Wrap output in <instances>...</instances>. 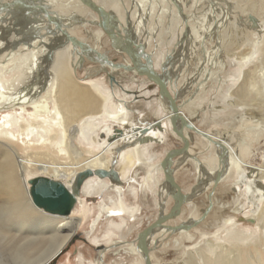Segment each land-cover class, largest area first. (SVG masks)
Segmentation results:
<instances>
[{
    "label": "bare ground",
    "instance_id": "6f19581e",
    "mask_svg": "<svg viewBox=\"0 0 264 264\" xmlns=\"http://www.w3.org/2000/svg\"><path fill=\"white\" fill-rule=\"evenodd\" d=\"M112 1L133 4L126 11L127 21L125 13L119 16L108 10L119 19L118 23L110 22L112 27L108 28L121 32V37L117 31L113 36L109 35L113 45L126 52L124 46L130 41L125 36L128 33L127 30L125 33V27L132 26L135 55L142 63H145L146 56L150 57L153 68L166 81L177 101L181 94L188 93L182 88V93L180 89L174 93L170 84L174 86L175 81L171 83L166 79H172L166 70V65L172 62L171 55H167L168 59L164 56V73H161L156 68L161 52L147 51L145 47L149 46L153 35L161 37L162 31L171 34L177 25L175 22L179 23V15L185 21L191 18L190 42L196 36L197 48L201 47L205 53L199 56L200 72L198 74L196 69L195 75H198L193 78L194 83L191 82L192 89L195 87L191 90V93L194 92L192 95L205 81L212 79L214 72L223 73L236 66L232 74L226 77L219 75L222 84H229L226 85L228 101L214 103L217 109L215 117L220 119L218 124L221 128L210 131L197 126L194 116L199 115L204 107L197 108L192 116L186 114L182 107L188 99L181 104L178 101L181 114L206 133L191 129L181 120L177 123L190 140L188 153L180 154L177 162H194L197 169V184L191 188V204L198 202L203 195L205 198L204 208L191 220L195 224L215 214V220L210 225L217 228L215 240L210 239L195 252L190 251L182 262L264 264V162L256 164L253 161L254 150L264 138V0ZM82 3L81 0H0V7H10L6 16L3 13V17L0 15V264H50L85 222L89 227L87 234H92L96 243L102 239L115 241L112 239L116 235L123 240L128 234L125 227L132 229L129 215L138 210V206L129 205L125 196V190L136 194L137 188L130 181L134 178V170L138 164L146 162L150 147L164 139V135L157 133L163 130L165 121L179 136L170 121L172 110L169 109L168 99L160 94L167 108L165 113L137 116L134 110L138 104L125 100L129 96L128 87L121 91L117 89L116 84H120L117 79L111 83L110 75L117 69L126 74L127 71L140 74L129 53L126 52L128 62H117L108 52L96 50L88 36L79 35L73 31L75 28L72 31L67 29L68 24L99 23L100 18L106 24L104 16L96 13L94 17L90 10L92 7ZM188 3L194 9L191 16H187L185 11ZM54 6L73 7L75 11L76 7L86 8L91 18L86 14L68 15L67 8L59 12ZM29 7L41 8L46 17L35 10L29 13ZM155 9L158 10L154 12ZM199 20L203 22L197 37L198 34L192 35V22ZM152 22L156 25H150ZM135 30L143 34L141 48L145 60L139 55L140 49L135 47L139 40ZM75 37L79 39L80 46L73 44ZM206 39L207 45L204 42ZM197 48L196 51L199 50ZM93 53H96L95 57ZM89 62L97 64L86 66ZM108 65L112 70L108 69ZM81 68L87 72L84 77L79 76ZM103 69L109 74L95 77ZM173 71L169 69L170 73ZM209 110H204L205 115H211ZM157 120H161L162 128L156 125ZM115 125L120 127L119 134L114 132ZM197 142L203 147L194 151L192 146ZM68 158L71 160L68 161ZM112 167L119 172L121 182L109 177L88 178L69 215L47 212L32 199L29 180L33 177L48 176L72 189L80 172ZM159 167L157 170L163 171L161 162ZM153 176L152 173L147 176L145 186ZM164 179L163 187L157 191V199L163 207L161 209L168 212L175 203V196L169 182ZM226 188L233 191L231 202L223 199ZM100 193L103 199L96 207H90L83 197L84 194ZM116 216H119L118 221ZM241 216L248 220L247 224L237 222ZM103 217L107 227L105 234L99 236L94 233ZM225 231L229 234L223 236L221 232ZM167 235L165 229L157 238L152 236L149 244L163 243L168 239ZM129 250L133 254L142 253L137 241L130 243ZM151 260L153 264H159L152 249Z\"/></svg>",
    "mask_w": 264,
    "mask_h": 264
},
{
    "label": "rangeland",
    "instance_id": "374dc122",
    "mask_svg": "<svg viewBox=\"0 0 264 264\" xmlns=\"http://www.w3.org/2000/svg\"><path fill=\"white\" fill-rule=\"evenodd\" d=\"M96 1L98 3H102L101 5H103L105 9L114 11L117 14H119V16H120V14L124 15V13H125L124 17H125L126 21L128 19V14L126 11L131 9L133 6V4L128 2V1H126V2L124 1L123 3H119L120 1H118L117 2L118 4L112 0L111 1L110 0H96ZM82 5L85 6L87 4H85L83 2ZM124 7H126V10H124ZM0 8L2 9V11L0 9V15L3 17L4 15L5 16L7 15L10 7L8 8L6 5L5 6L1 5ZM29 8L30 9H27V10H29L28 12L31 14L34 13L33 12L34 10L39 11L40 15L42 14L41 11H43V10H40L41 8L39 10H36V8H31V7H29ZM66 8L68 10L67 11L68 15H77V14L78 15L81 14L82 16L83 15L84 16L89 15V12L86 10V8L82 9L81 7L80 8L76 7V11H75V9L73 7H65L64 8V7L54 6V9L58 10L59 12L65 11ZM90 10L93 12L94 17H95L97 12L94 11L92 8H90ZM157 10L158 9H155L154 12H156ZM192 10L194 11V9H192V7H191V4H189L188 7L185 8V11H187L186 15L191 16V13L193 12ZM4 11H5V13H4ZM41 16H44V15L42 14ZM97 16H98V14H97ZM44 17H46V16H44ZM86 17L91 18L90 15L86 16ZM179 18L182 20H179ZM179 18L177 20L179 23L175 22V24H177V25H175L174 29L171 30L172 31L171 34L170 33L165 34V32L162 31L161 35H163V36H161V37L158 36V34L153 35L154 38H152V40L149 41V43H148L149 46L145 47L146 48L145 50L153 51V52H159V51L161 52V53H159L158 66L156 67L157 70L161 73H164V65H163L164 56H166L165 58L168 59L167 55L168 56L171 55L170 60L172 62L170 64H168V66L166 65L167 74L169 76H171V78H172V79H170V77H169V79H168V77H166L167 81L171 82V83H173L174 81L176 82V83L174 82V86L172 84H170L171 89H173L174 93L175 92L177 93L179 91V89L181 90V88H182L184 92L186 90V92L188 93L184 96L181 94L180 95L181 97L179 96V98H178V101L180 104H181V101L188 99L187 102L185 101L184 104L182 105L183 110L186 112V114H189V115L192 114V116H194L195 115L194 112L197 110V108H201V107H204V110L210 109L209 112L212 111L213 113L210 112L209 114H211V115H208V114L205 115L204 110H202V108H201L200 114L195 115L194 120H195V123L197 124V126L201 127L202 129L213 131L219 127L220 128L222 127L220 124H218L220 122V119H217L215 117L217 109H216L214 103L222 104V103L228 101V99H227L228 98L227 86L229 84L226 83L227 86L225 84H222V82H220V80H219L220 79L219 75L226 77L229 74H232L233 70L236 69V66L231 67V69L228 70L230 72H228V71H224L223 73L222 72H214L212 79L205 81L206 83L197 89L196 94L192 95L194 92L191 93V90L193 91V89H195L194 86H193V89L191 87L193 85L192 83H194L193 78H195L200 72V69H199V67L201 65L200 64V62H201L200 57L202 56V54L204 52V49H201V47L197 48L196 38H195L196 36H194V35L198 34L197 37H199L200 34L198 32H200L199 30L202 29L201 23L203 22V20L201 22H200V20L197 22L196 21L192 22L194 25L192 27V29H194L192 32V35L194 37L192 38V40L190 42L191 31H189V27L191 30V18H188L189 20H186V21L183 20L184 18L180 15H179ZM64 21H68V20H64ZM110 22L113 23V19H110ZM198 22H200V23L198 24ZM6 23L4 22L5 25H7ZM184 24H185V26H184ZM150 25H156V23L152 22ZM197 25H198V28H197ZM66 26H68L67 29L69 28L71 31L73 30V28H75L73 31H76L79 35H82V36L84 35L86 37L88 36L89 40H93L91 42V45L96 50H98L99 52L100 51L101 52L102 51L108 52L109 56H112L115 59V61L123 62V63H126L129 61L128 54L125 51H122L121 49H118L116 46L113 45L109 34L105 31L104 28H102L99 25V23H93V22H89V23L79 22L78 23L77 22L74 24H72V23L68 24ZM42 30L44 31V29H42ZM187 30L190 33L187 32ZM115 31H117L116 28H115ZM117 32L119 33V31H117ZM135 32L137 35H139L137 37L139 39L137 41L138 46L135 45V47L140 49L141 54L139 53V55L141 56V58L143 60H145V56L142 53L143 49L141 48V42H142L143 34H138L139 32H137L136 30H135ZM171 36H172V38H171ZM178 36L180 37V39ZM95 37H99V39L97 40ZM109 38H110V41H109ZM184 38H185V40H184ZM187 38H188V40L186 42ZM204 42L207 45V39L204 40ZM180 44H181V47H180ZM158 45H160V48L158 47ZM96 47L97 48L99 47L100 49H97ZM194 47H196L199 50L196 51L195 50L196 48H194ZM184 48H186V50ZM202 48H203V46H202ZM87 49H90V48H87ZM172 51L173 52L175 51L176 53L175 52L173 53ZM96 53L95 54L93 53L94 57H95ZM177 58H180V59H177ZM88 61H90V60H88ZM174 61H176V62H174ZM92 64L95 65L97 63L89 62L85 65L90 66ZM111 68L112 67L111 66L109 67V65H108V69L112 70ZM169 69H173L174 70L173 73H170ZM196 69L198 70L197 75H195L197 73ZM103 70H101V72H99L98 74H95V77L99 76V75H103V74L104 75L109 74L106 69H103ZM117 70L113 71V75L116 77V79L120 83L119 86H118V84H116L117 89L124 91L128 87L126 91L129 92V94H127L129 96L125 100L127 102L132 103V104H138V105H136L137 107L134 110L135 115H137V116H148V115L153 116L156 112H158L157 115H161V114L166 112L167 108L165 106V103L163 101L162 96L159 93V87L155 82L150 80L146 75H142V74L140 75L136 72H131V71H127V74H126V73H122V72L117 71ZM86 74H87L86 70H84V68L83 69L81 68L79 71V76L84 77V76H86ZM173 74L176 75L177 77L175 78V76ZM134 76H136L137 79ZM215 78H217V79L215 80ZM260 78L262 79L261 81H263V78L261 75H260ZM110 81L112 83L111 78H110ZM177 82H178V85H175V84H177ZM216 85L218 86L217 89H216V87H217ZM132 87H134V89H132ZM172 87H174V88H172ZM223 88L225 90H223ZM210 90H211V92H210ZM214 90L216 91L218 96L216 95ZM222 90H223V92H222ZM179 92L182 93V90ZM198 94H200V95H198ZM193 96H195V97H193ZM218 97H220L221 100H220V98L218 99ZM223 97H225L226 99L225 98H224L225 100L222 99ZM138 102H140V103H138ZM114 127H115L114 130H116L114 132L116 134H119L120 133V127L118 125H115ZM157 134L159 136L164 135V139L159 141V142L154 143V145L150 147V149L148 150L149 152L146 155V157L148 159L145 160L147 163L141 162L140 164H138L136 169L133 172L134 176H132V177H134V178L132 180H130L131 184L137 188L136 194L133 195L129 191L125 190L126 191L125 192L126 201L128 203H130L129 205H132L135 207L138 206L137 207L138 210H136L134 214L131 213V215H129V219H128L129 224H131V226H132V229H131L132 231L127 226L128 228L125 227V231L128 234H126L127 237L125 236L126 238L124 237L123 240L122 239L119 240V237L116 235L112 239L115 241L107 242V241L102 239V240H100V242L96 243L95 241H93L94 236H92V234H90V233L87 234L86 230H88L89 227H88L87 222H85L81 226V228L78 230V232L71 238V240L68 242V244L63 248V250L60 251L59 254H57L58 256L57 257L55 256L56 258L54 257L55 259L54 258L52 259L50 264H145L142 253L133 254L129 250V245H130V243L136 242L138 232L140 230H142L147 224H149L151 221H153L157 217L161 208L163 209V207H161L159 204V200L157 199L158 198L157 191H158V189L163 187V185H164L163 183L165 182L164 181L165 175H164L162 170H160V169L157 170V169L160 168L159 167L160 162H161L162 158L164 157V154L166 153V151L169 148L180 146L183 143L181 138L172 132L170 124L167 121H165V123L163 125V130L158 131ZM200 147L202 148L203 144H200L197 142L196 144H194V146H192V148H193L192 150H194V151L199 150V149H201ZM255 149L256 150H254L253 161L256 164L263 163L264 162V138L262 140H260V144ZM180 156L175 158V160H176L175 178L180 183L185 194H187V196H189V197H188V199L185 202V205L183 207V213L180 216H178L177 218H174L172 220L167 221L166 224L177 225V224H181L184 221L186 223L193 224V226L192 227L190 226V228L188 227V228H184V229H180V230H174V231L166 230V234H168L167 235L168 239H166L165 241H162L163 243H159L158 245H156L154 242H152L150 244L152 252H153L154 257H155V261L158 262L159 264H183L184 259H186L188 257V254L190 251L195 252L197 249L203 247V245H205L204 243H207L210 239L215 240V236L217 234V228L214 226L212 227L210 225V223L215 220V214H211L208 218H204L203 220L199 221V223L194 224V222L191 220V217H193V216L196 217L201 212V210L204 208L205 198L203 195V196L199 197L200 199L198 202L195 201V202H193V204H191V190L193 189V186L195 184H197V182H196L197 169L195 167L194 162H191V161L187 162V163L183 162V163L179 164L177 162V159L179 160L181 158ZM70 160L71 159L68 158V161H70ZM150 160H152V161H150ZM150 173H152V175H154V176H153L152 180L149 182V184L148 185L146 184V186H145L144 182H145V180L147 181V176ZM230 190L231 189L228 190L227 188L223 190V192L225 193L223 195L224 201H229V202L232 201L233 191L232 190L230 191ZM83 197L86 199L87 204L90 207H96L103 199V195L101 193L100 194H93V195L84 194ZM173 204L174 203H172L171 206H173ZM170 209H171V207H169V210ZM77 211H79V210H77ZM132 218H134V219H132ZM115 220L118 221L119 216H116ZM237 222L247 224L248 220H246L245 218H242V216H241V218L238 219ZM106 227H107V221L103 217L101 219V222L99 223L98 229L96 230V232L94 234H98L99 236L104 235L105 234L104 231L106 230ZM252 228H254V226L251 227V229ZM161 231L163 232L164 230H162V229L157 230L155 232V235H152L153 238H157L158 235L160 233H162ZM221 234L223 236H226V234H229V232L225 231V232H221ZM170 235H171V237H170ZM10 262H12V261H10Z\"/></svg>",
    "mask_w": 264,
    "mask_h": 264
},
{
    "label": "water",
    "instance_id": "95a60500",
    "mask_svg": "<svg viewBox=\"0 0 264 264\" xmlns=\"http://www.w3.org/2000/svg\"><path fill=\"white\" fill-rule=\"evenodd\" d=\"M81 1H83L89 7L94 8V10L101 17L104 16L106 24L109 21L107 26L102 20V18H100L99 25L104 28L110 36H113L115 34V31L108 27H111L110 18L113 19V15L116 17L115 20L113 19V21L118 23L119 19L117 15L105 9L103 5H101L102 3H98L96 0ZM126 30L128 33L125 34V36L130 41V44L124 46L126 52L130 54L135 69L140 74L146 75L150 80L155 82L159 87V93L170 101L169 109L172 110L170 121L172 123L173 130L182 138L183 142L180 146L169 148L161 160V166L163 168L165 178L167 182H169L170 187L173 190V195L175 196V203L168 212H165L161 209L157 217L149 224H147L137 234V245L143 254L145 264H153L151 260V246L149 244L150 238L153 233L161 229L174 231L193 226V224L185 222H182L181 224L177 225L166 224L167 221L177 218L183 213V207L188 199L187 194H185L180 183L175 178V158L178 157L180 154L188 153V149L190 147V140L177 123L179 120H181L183 124L190 127L191 129H194L195 131H198L204 135H206V133L202 132L195 124H193L189 119H187L183 114H181L180 105L177 101V98H175L171 94L166 81L153 68L152 60L150 59V57L146 56L145 63H142L137 58V55H135L136 53L134 52L135 50L133 48V45L135 44V35L133 32V28L132 26H129L128 28L125 27V33ZM118 35L121 37V32H119ZM78 40L76 37L73 38L72 42L75 46L80 44ZM110 77L111 80L116 79L113 74H111ZM156 125L162 128L161 120H157ZM94 176L102 178L109 177L115 182H121L119 172L114 167L110 169H86L77 175L75 184L72 189L68 188V186L64 182L48 176L40 175L33 177L29 180L31 184L30 193L34 203L40 208H43L45 211L53 214L69 215L70 213H72L73 209L77 204L78 196L81 194L82 191V185L88 178Z\"/></svg>",
    "mask_w": 264,
    "mask_h": 264
}]
</instances>
